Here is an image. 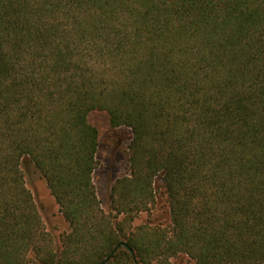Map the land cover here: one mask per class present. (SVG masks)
I'll return each instance as SVG.
<instances>
[{"label":"trees","instance_id":"1","mask_svg":"<svg viewBox=\"0 0 264 264\" xmlns=\"http://www.w3.org/2000/svg\"><path fill=\"white\" fill-rule=\"evenodd\" d=\"M94 112L129 133L109 211ZM35 175L69 226L59 239ZM160 194L168 224L135 226ZM180 254L264 264V0H0V264Z\"/></svg>","mask_w":264,"mask_h":264},{"label":"rangeland","instance_id":"2","mask_svg":"<svg viewBox=\"0 0 264 264\" xmlns=\"http://www.w3.org/2000/svg\"><path fill=\"white\" fill-rule=\"evenodd\" d=\"M91 120L105 134L102 146L98 152L99 166L94 171V182L102 207L109 211L112 208L111 192L115 181L129 172L127 158L128 137L126 130L116 129L112 131L109 124V116L106 112H94ZM114 134L113 136H111ZM28 186L32 189L36 201L39 205L41 215L46 229L53 233L57 239L69 230L67 222L60 211V206L51 194L46 181L35 175L28 178ZM28 181V182H29ZM169 207L165 195H159L157 202L152 208L141 213L134 221L138 226L144 222H152L167 225L169 222ZM171 264H195L187 255H177Z\"/></svg>","mask_w":264,"mask_h":264}]
</instances>
